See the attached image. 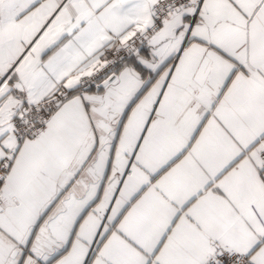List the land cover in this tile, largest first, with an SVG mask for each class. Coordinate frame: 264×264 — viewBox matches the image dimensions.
<instances>
[{
  "label": "snow or ice",
  "instance_id": "obj_1",
  "mask_svg": "<svg viewBox=\"0 0 264 264\" xmlns=\"http://www.w3.org/2000/svg\"><path fill=\"white\" fill-rule=\"evenodd\" d=\"M0 264H264V0H0Z\"/></svg>",
  "mask_w": 264,
  "mask_h": 264
}]
</instances>
